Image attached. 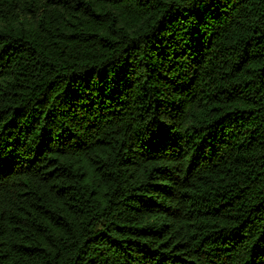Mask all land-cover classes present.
Wrapping results in <instances>:
<instances>
[{
	"label": "trees",
	"instance_id": "trees-1",
	"mask_svg": "<svg viewBox=\"0 0 264 264\" xmlns=\"http://www.w3.org/2000/svg\"><path fill=\"white\" fill-rule=\"evenodd\" d=\"M0 264H264V0H0Z\"/></svg>",
	"mask_w": 264,
	"mask_h": 264
}]
</instances>
